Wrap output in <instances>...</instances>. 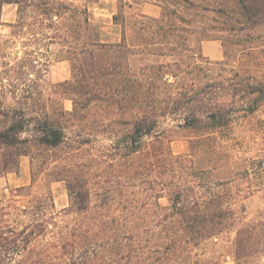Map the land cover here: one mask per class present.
<instances>
[{
	"label": "trees",
	"instance_id": "obj_1",
	"mask_svg": "<svg viewBox=\"0 0 264 264\" xmlns=\"http://www.w3.org/2000/svg\"><path fill=\"white\" fill-rule=\"evenodd\" d=\"M96 1L0 0V26L4 8L17 7V20L9 25L12 32L0 33V177L15 172L29 149L65 144L70 128L82 120L94 102L117 99L121 112L125 109L123 101L136 105L124 110L122 118L112 126L110 140L117 155L130 158L154 146L156 156L169 159L170 150L163 135L174 127L162 129V120L173 118L179 122L175 127L194 131L199 147L233 125L239 104L248 97L252 99L242 109L246 113L252 114L264 104V81L248 73L249 65L243 73L231 70L232 78L226 82L196 84L190 95L168 97L163 105L155 96L146 97L140 87L142 79L121 69L129 66V57L136 55L131 47L137 45H161L155 54L172 55L175 42L181 37L179 33L184 31L181 24L190 26L209 15L224 21L223 28L212 30L236 35L249 31L255 34L254 40H264V0H118V14L113 15L114 26L121 28L117 42L106 39L102 26L93 23L89 4ZM145 4L157 5L162 15L155 18L143 14L140 8ZM192 32L197 33V28ZM208 32L210 29L203 27L202 41L213 40ZM18 40L29 47L22 57L12 51ZM244 42L238 45L242 47L238 52L253 55L254 48L247 46L250 41ZM52 47H56L59 58L72 63L73 80L56 85L54 92L57 99L70 100L72 110L62 104L54 107L57 99L46 97L43 75L49 62L43 57L51 54ZM259 53L264 59V47ZM225 56L229 58L227 50ZM167 76L165 73L158 79L168 84ZM106 83L111 84L112 93L105 90ZM135 85L138 88L134 89ZM223 92L230 97L228 101L219 99ZM148 98L150 103L141 107ZM177 159L179 181L162 189L169 206H159L166 232L157 245L149 247L140 231H131L113 241L106 240L98 252L92 235L81 242L79 225L71 237L45 242L49 221L53 219L48 217L49 209L54 207L52 197L12 194L11 198L0 200V264H174L177 252L218 238L238 220L225 184L204 181L190 159ZM67 187L76 211L89 213V192L71 182ZM262 220L246 223L238 232L237 247L246 256L264 252Z\"/></svg>",
	"mask_w": 264,
	"mask_h": 264
},
{
	"label": "rangeland",
	"instance_id": "obj_2",
	"mask_svg": "<svg viewBox=\"0 0 264 264\" xmlns=\"http://www.w3.org/2000/svg\"><path fill=\"white\" fill-rule=\"evenodd\" d=\"M89 7L93 23L102 26L105 38L119 41L121 28L113 24V15L118 14V0H97L90 3ZM140 10L155 18L163 12L154 4H145ZM16 20L17 7L6 6L0 33L10 34L12 29L9 25ZM196 20L190 26L181 24L184 31L179 33L181 37L176 40L172 55L155 54L160 51L161 45H137L131 47L136 55L129 57V66L121 68L123 73L142 79L140 87L143 93H146V97L147 94L157 97L160 105L168 97L190 95L196 84L226 82L232 78L231 70L243 73L246 65L250 67L248 73L264 81V59L259 53L264 47L263 39L254 40L255 34L249 31L236 35L212 30L224 27V21L214 15ZM195 27L197 33L192 32ZM203 27L210 29L208 33L213 40H201ZM218 38L225 41L214 40ZM244 40L250 41L247 46L254 48L253 55L238 52L242 48L238 45H244ZM207 42L216 43L221 51L220 58H215L212 51L204 49ZM28 49L22 40H18L12 51L22 57ZM226 50L229 58L225 56ZM46 56L43 57L49 62L47 72L43 75L46 97L57 99L55 86L73 80L72 63L59 58L56 47H52L51 54ZM119 63L116 61L115 64ZM165 73L169 74L166 77L168 84H162L158 79ZM144 77H150L153 81H145ZM106 85L108 87L103 88L110 92L111 84ZM219 99L228 101L230 97L223 92ZM250 99L252 97L239 104L237 118L229 129L218 132L211 142L199 147L194 131L175 127L179 122H174L173 118L162 120V129L174 127L163 135V141L170 150V159L156 156L154 146L130 158L117 155L110 140L114 131L112 126L122 118L124 110L135 108L136 105L123 101L125 109L121 112L117 108V99L94 102L84 112L82 120L76 121L75 126L70 128L69 140L65 144L58 148L35 146L29 149L27 155L20 158L19 168L15 172L0 177V200L11 198L12 194L50 195L54 207L49 209L48 214V217H53L44 240L48 243L55 242L61 236L71 237L79 225L77 234L83 236L81 242L89 234L92 235L94 242L98 243V252L102 251L100 246L106 240L113 241L131 231H140L145 244L153 247L166 232L159 206H169V199L166 194H162V189L164 185L179 181L180 170L175 162L177 158L185 157L192 161L194 170L200 172L204 181L225 184V192L230 194L238 220L218 238L177 252L174 264H264V252L246 256L247 253H242L237 247L238 232L243 226L264 219V104L256 112L246 113L242 109ZM147 100L141 102L140 106L149 104L151 100ZM56 102L54 107L62 104L67 110L73 109L70 100L58 97ZM194 146L196 149L193 151ZM68 182L89 192V213L76 211Z\"/></svg>",
	"mask_w": 264,
	"mask_h": 264
},
{
	"label": "crops",
	"instance_id": "obj_3",
	"mask_svg": "<svg viewBox=\"0 0 264 264\" xmlns=\"http://www.w3.org/2000/svg\"><path fill=\"white\" fill-rule=\"evenodd\" d=\"M204 49L206 51H212V54H214V57L215 58H220L221 57V51H220V48L216 45L215 42H207L205 45H204Z\"/></svg>",
	"mask_w": 264,
	"mask_h": 264
}]
</instances>
